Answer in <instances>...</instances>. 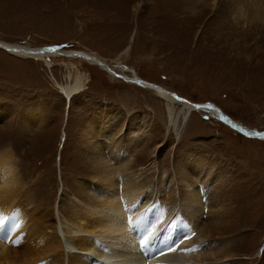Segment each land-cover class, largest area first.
<instances>
[{
  "label": "rangeland",
  "instance_id": "rangeland-1",
  "mask_svg": "<svg viewBox=\"0 0 264 264\" xmlns=\"http://www.w3.org/2000/svg\"><path fill=\"white\" fill-rule=\"evenodd\" d=\"M195 1L206 4L203 12L197 17L189 12L182 20V0H0L3 43L86 54L48 57L49 66L0 48V155H11L18 179L16 191L8 194L30 201L20 202L18 212L14 203L2 202L6 191L0 196V215L17 211L22 219L7 226L0 217V235H7L2 242L14 264L38 261L35 252L45 259L33 226L64 241L67 203L76 201L69 183L91 176L81 164L82 134L93 145L102 137L97 133H108L116 148L123 138L129 150L130 137H146L130 162L131 170L155 162L144 171L141 190L157 188L161 199L174 201L180 193L164 191L165 182L172 174L177 180L186 174L202 202L222 194L227 217L212 234L226 243L224 256L230 264H264V249L258 253L264 241V139L247 137L198 110L177 134L170 126L167 131V101L97 62L99 55L119 75L135 71L193 103H214L249 129L264 130V0ZM77 75L84 89L66 105L55 81L72 85ZM174 110L183 112L177 105ZM91 122L101 129L89 131ZM201 155L208 163L202 169L192 165Z\"/></svg>",
  "mask_w": 264,
  "mask_h": 264
},
{
  "label": "bare ground",
  "instance_id": "bare-ground-1",
  "mask_svg": "<svg viewBox=\"0 0 264 264\" xmlns=\"http://www.w3.org/2000/svg\"><path fill=\"white\" fill-rule=\"evenodd\" d=\"M182 1V6L186 4L180 9L183 14L182 20L187 17L186 14L189 12L196 15V17L199 16L203 12L204 6L206 7V4L200 1L186 0L187 3L184 0ZM0 48L7 49L14 55L44 59L49 66H51V63L46 59L48 57H57L56 55L81 56L83 53L81 51L72 52V50L66 52L65 49L54 46L32 49L22 45L5 44L2 41H0ZM83 54L86 55L85 53ZM89 57L85 60H90ZM97 62L109 74L122 77L103 61L97 60ZM122 74L123 78L128 82L137 83L141 87L148 86L158 96L167 101V131L170 126V129H174L177 134L183 121L185 125L193 111H204L212 116L219 117L215 110L195 107L194 103L187 99L185 101L177 100L174 96L176 93L174 94L159 85L145 80V82L139 83L136 80L140 77L135 71L133 73L129 70V74L123 71ZM84 82L81 75L76 76V80L72 85L59 84V82L55 81L56 87L59 88V91L64 96L66 105L74 95L83 91ZM176 105L183 110V112L181 111L182 113L174 110ZM35 120H37V117ZM95 129L101 128L91 122L89 131H95ZM97 134L102 137L97 138V142L93 143V145H90L93 139L90 138L89 134L87 136L82 134L84 148L81 155L84 158V162L81 164L85 166V171H88L91 176L90 179L74 178L69 183L74 196L73 199L76 201L75 203L73 201L67 203L69 205V209L66 211L67 216H65L67 217V222H65L64 229L62 228V233L65 237L64 241H61L54 234L47 232L41 234V229L43 228L40 229L33 226V237L35 236L37 242H40L39 245L46 254H44L45 259L43 260L41 257L42 260H40L38 253L35 252L34 257L38 261L20 259L19 264L23 262H27V264H228L229 260L224 256L228 250L226 243L212 234V232L217 230L216 225L223 223L227 217L222 194L210 196L206 201L202 202L200 194L196 193L197 187L193 188L188 183L186 174L180 180H177L172 174V177L165 182L164 187L166 186V190L164 191L175 192L177 190L180 193H176L178 195L174 201H165L166 198L161 199L159 196L161 193L158 192L157 188L151 191L141 190L143 189V183L141 184L143 173L149 166H153L155 162H150L149 165H141L137 170H131L133 167L131 153L135 150L137 151L143 145L146 137L142 140L143 135L139 133L133 139L130 137L128 144L131 143V149L129 150L124 148L123 138L118 141V143L122 144V148H116L117 142L114 143V138H109L106 135L108 133ZM140 135L142 136V141L139 139ZM61 139L65 140V137L62 135ZM99 141H102L101 145ZM123 153L125 154L121 157ZM0 156H3L2 158L0 157V189H3V191H0V196L5 195V191L7 193L2 202L14 203L13 206L18 207L19 212L21 207H23L20 202L25 200L29 205L30 201L18 196V193L16 195L13 194L14 198H11L12 195L8 194L10 192L9 189L15 188L14 192L16 191L18 179L16 180L17 176L12 168L11 155L4 153V155ZM200 159L199 163L197 159L194 160L192 165H199L202 169V166L208 163H206L207 161L202 155ZM130 162L132 163L130 164ZM210 171L218 172V169L211 168ZM178 181L179 184L177 185ZM201 181L202 185L206 183L205 178ZM19 182L21 181L19 180ZM33 184L36 185L37 182ZM157 192L159 195H157ZM163 195L165 194L162 193ZM16 199L17 201L19 200L18 203L15 202ZM50 201L51 198L47 200V207H49ZM219 201L222 204L220 206ZM154 203L156 208L153 209ZM41 206L38 204L36 209H41ZM48 210H43L44 215H49ZM154 210L159 212L160 216L154 215ZM20 213L24 216L23 212ZM203 214H206L204 218H202ZM161 215L165 216V218L162 219ZM166 216H168L169 220ZM0 217L8 220L7 226L22 221V219H18L17 211L0 215ZM3 219L0 218V221ZM182 219L185 221L181 224ZM166 221L169 224L174 223V229L163 227V223H166ZM47 224L44 226H48ZM190 225L192 229L189 228ZM20 228L22 231L23 226H20ZM4 238H7V235L1 234L0 262L14 264L16 261L14 258L11 259L7 251L8 248L2 242ZM202 241L206 242V246L201 250ZM144 243L148 245V255L142 258L138 254L137 246ZM154 251H156L155 255H153ZM57 257L58 260L56 259Z\"/></svg>",
  "mask_w": 264,
  "mask_h": 264
},
{
  "label": "water",
  "instance_id": "water-1",
  "mask_svg": "<svg viewBox=\"0 0 264 264\" xmlns=\"http://www.w3.org/2000/svg\"><path fill=\"white\" fill-rule=\"evenodd\" d=\"M67 101H68V99H67ZM67 105H68V102H67ZM194 106L195 107H199V108H201V107H205V108H208V109H213V110H216V111H219V109L213 104V103H210V102H206V103H204V104H194ZM261 135H259V134H256V135H259L260 137H264V132H261L260 133Z\"/></svg>",
  "mask_w": 264,
  "mask_h": 264
},
{
  "label": "crops",
  "instance_id": "crops-1",
  "mask_svg": "<svg viewBox=\"0 0 264 264\" xmlns=\"http://www.w3.org/2000/svg\"><path fill=\"white\" fill-rule=\"evenodd\" d=\"M98 55V54H97ZM98 57L100 58V60L102 61V59L101 58H103V57H101V56H99L98 55ZM98 58V59H99ZM104 59V58H103ZM105 63V62H104ZM145 81H147V80H145ZM149 82V81H148ZM151 83V82H150ZM155 84V83H154ZM156 85H159V86H161L162 88H164L165 89V87L163 86V85H161V84H158V83H156ZM166 90H167V88H166ZM174 93V92H173ZM177 94V93H176Z\"/></svg>",
  "mask_w": 264,
  "mask_h": 264
},
{
  "label": "flooded vegetation",
  "instance_id": "flooded-vegetation-1",
  "mask_svg": "<svg viewBox=\"0 0 264 264\" xmlns=\"http://www.w3.org/2000/svg\"><path fill=\"white\" fill-rule=\"evenodd\" d=\"M141 87V86H140Z\"/></svg>",
  "mask_w": 264,
  "mask_h": 264
}]
</instances>
